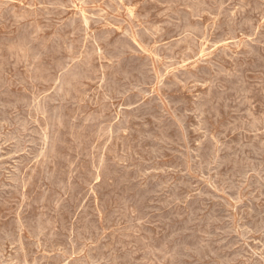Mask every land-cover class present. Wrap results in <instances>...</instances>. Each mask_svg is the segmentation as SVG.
<instances>
[{
	"label": "rangeland",
	"instance_id": "374dc122",
	"mask_svg": "<svg viewBox=\"0 0 264 264\" xmlns=\"http://www.w3.org/2000/svg\"><path fill=\"white\" fill-rule=\"evenodd\" d=\"M0 264H264V0H0Z\"/></svg>",
	"mask_w": 264,
	"mask_h": 264
}]
</instances>
